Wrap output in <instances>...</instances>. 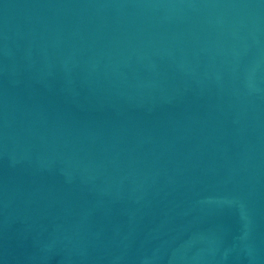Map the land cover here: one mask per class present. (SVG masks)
Here are the masks:
<instances>
[{"label": "water", "instance_id": "water-1", "mask_svg": "<svg viewBox=\"0 0 264 264\" xmlns=\"http://www.w3.org/2000/svg\"><path fill=\"white\" fill-rule=\"evenodd\" d=\"M0 264H264V0H0Z\"/></svg>", "mask_w": 264, "mask_h": 264}]
</instances>
